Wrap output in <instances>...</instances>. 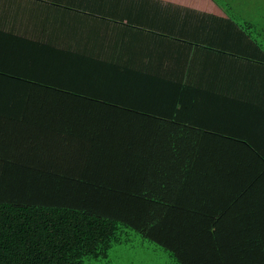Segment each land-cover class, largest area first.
Instances as JSON below:
<instances>
[{"label":"crops","instance_id":"1","mask_svg":"<svg viewBox=\"0 0 264 264\" xmlns=\"http://www.w3.org/2000/svg\"><path fill=\"white\" fill-rule=\"evenodd\" d=\"M32 82L164 118L147 174L264 224V0H0V116Z\"/></svg>","mask_w":264,"mask_h":264},{"label":"trees","instance_id":"2","mask_svg":"<svg viewBox=\"0 0 264 264\" xmlns=\"http://www.w3.org/2000/svg\"><path fill=\"white\" fill-rule=\"evenodd\" d=\"M46 87L31 83L22 119L0 116V264L104 260L133 232L172 264H264V224L242 212L255 203H196L147 174L165 164L164 118Z\"/></svg>","mask_w":264,"mask_h":264},{"label":"rangeland","instance_id":"3","mask_svg":"<svg viewBox=\"0 0 264 264\" xmlns=\"http://www.w3.org/2000/svg\"><path fill=\"white\" fill-rule=\"evenodd\" d=\"M140 98L138 103H147L149 106L161 105L159 100ZM131 103V101H127ZM130 242L115 244L110 250L109 257L104 260L87 259L86 264H172L173 259L166 251L155 244L144 241L139 234L132 233Z\"/></svg>","mask_w":264,"mask_h":264}]
</instances>
